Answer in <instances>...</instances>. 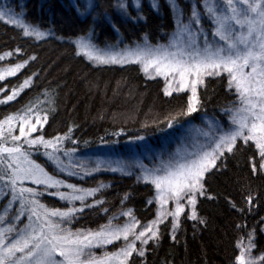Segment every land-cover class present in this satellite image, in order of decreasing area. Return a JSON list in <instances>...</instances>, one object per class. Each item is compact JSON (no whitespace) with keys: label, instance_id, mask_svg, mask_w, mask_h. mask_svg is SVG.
Returning <instances> with one entry per match:
<instances>
[{"label":"trees","instance_id":"1","mask_svg":"<svg viewBox=\"0 0 264 264\" xmlns=\"http://www.w3.org/2000/svg\"><path fill=\"white\" fill-rule=\"evenodd\" d=\"M19 1L11 0L6 7L17 6L26 20L53 35L37 40L24 36L22 28L0 20V56L5 57L0 63H24L15 76L0 81V99L31 79L30 86L15 100L0 104V120L26 106H35L41 117L47 116L38 133L48 139L67 135L64 148L78 152H97L101 145L116 151L141 136L149 138L151 145H163L169 139L166 124L170 120L183 124L197 121L196 115L184 114L188 93L165 95L163 80L144 77L137 64L92 65L78 52L74 40L87 36L93 23L92 14L81 16L77 11L78 6L83 9V0H24L26 11L19 7ZM114 1L93 0V12L99 18L93 30L96 40L101 33L111 41L120 34L122 41L145 36L158 43L168 40L175 31L173 15L165 2L157 12L144 0L143 18L131 20L115 10ZM203 85L198 89V113L220 114L234 103L226 79L209 77ZM38 152L34 158L52 170L50 162ZM261 164L255 145L238 140L233 151H226L205 174L204 195L197 197V220L190 219L187 210L174 232L171 219L162 222L158 238L144 247V256L132 255L129 264H236L238 242H245L250 234L253 251L264 254ZM98 182L107 186L96 193L94 204H89L91 200L74 204L76 209L82 205L83 211L74 214L72 227L96 229L125 210H131L143 223L155 217L151 183L132 173H99L90 184ZM41 199L50 208L67 209L70 205L50 193ZM113 246L117 243L110 248Z\"/></svg>","mask_w":264,"mask_h":264},{"label":"snow or ice","instance_id":"2","mask_svg":"<svg viewBox=\"0 0 264 264\" xmlns=\"http://www.w3.org/2000/svg\"><path fill=\"white\" fill-rule=\"evenodd\" d=\"M166 3L175 24L168 46L153 48L145 42L143 47L101 54L81 37L75 41L77 48L90 60L100 63H139L143 65L145 73L154 69L155 75L166 80L165 95L190 90L185 115L198 110L197 87L204 83V78L227 73L228 87L235 89L239 101L234 108L226 110L230 114L229 127L225 128L218 121H206V129H190L196 133L190 146L178 149L152 169L141 165L143 179L154 185L155 200L159 204L157 218L143 230H137L139 221L129 210L122 213L131 217L123 225L113 224V220L119 219L114 216L98 230L72 232L61 225L83 208L50 209L38 199L43 193L25 187V181L43 185L46 189H59L62 186L71 189L70 192L53 193L70 203L80 201L83 204L86 197L95 195L98 189L85 190L65 184L31 158L24 145L28 148L40 145L46 150L44 155L60 171L67 170L57 155L60 151L58 145L67 139V135L51 140H45L42 135L32 138L37 126L42 127L47 122V116L41 117L38 108L29 105L9 114L0 120V201L8 198L0 211V264H129L133 253L141 257L145 254L143 249H137L136 242L146 245L149 240L157 239L159 224L167 217H172L173 232L180 224L186 205L191 207L189 218L197 220V197L204 195L205 174L216 166L217 160L226 151H233L238 140L244 144L252 142L264 160V0H196L188 14L180 6L179 0H166ZM132 6L141 11V0H133ZM117 7L124 15H129L128 0H118ZM150 7L158 12L159 0H150ZM93 10V0H84L82 12L77 7L81 15ZM6 17L7 23L22 28L24 36L40 40L51 34L50 31L44 32L37 26L24 23L21 18H14L10 7L0 8V20ZM205 17L213 25L211 41L203 28ZM201 37L203 45L200 43ZM5 55L10 56L11 53ZM4 58L0 56V60ZM23 67L24 64H16L0 69V81L15 76ZM30 84L31 79H26L5 99H0V104L15 100ZM172 126L170 121L168 127ZM17 128L19 135L14 134ZM64 155L69 156V153L65 152ZM261 167L264 168V164ZM68 174L75 175L71 171ZM169 202L174 203V209L167 208ZM17 204L18 207H15ZM25 213L28 222L18 227L23 223L21 217ZM120 240H123L124 246L118 251L105 252L102 256L92 251ZM238 247L240 252L236 264H256L250 255L254 247L251 234L247 247L242 241L238 242ZM259 260L264 262V255Z\"/></svg>","mask_w":264,"mask_h":264},{"label":"rangeland","instance_id":"3","mask_svg":"<svg viewBox=\"0 0 264 264\" xmlns=\"http://www.w3.org/2000/svg\"><path fill=\"white\" fill-rule=\"evenodd\" d=\"M10 1L11 0H0V8H4V7H6V5H9ZM14 1H18V0H14ZM25 1L27 2V0H25ZM143 1L144 0H141V4ZM145 1L150 6V0H145ZM83 2H84V0H83ZM114 2H115V5H114L115 10L117 12H119L122 16H124L125 19L137 20L138 18L142 17L141 11H138L135 7L132 6L133 0H128V4H129L128 13H129V15H127V16L124 15L118 9V7H117L118 0H115ZM163 2H165L167 7L169 8L168 4L166 3V0H159V11L158 12H161L160 11L161 10V4ZM193 2H196V0H179V4L184 9L186 14L190 13L191 4ZM24 3H25L24 0L19 1V7L26 11ZM10 8L13 10L14 18H21V19H23L24 23L37 26V27H39V29L41 31L49 32V30H43L39 25L33 24L29 20H26L23 11H19V8L17 6L11 5ZM83 10H84V4H83V9L81 10V12ZM21 13H23L22 17L20 16ZM89 14L93 15L92 28L90 30V33L87 36H82V37L85 39V42H90L92 45H94L96 47V49H98L100 51L101 54L120 53V52H123V51L128 50V49H135L138 46L143 47V46H145V42H147V44L153 48L166 47L170 44L172 37L174 35V32H173V34L169 37L168 40H166L164 42H158V43H152L145 36H143L142 40H135L134 39L133 41H126V40L122 41L121 36H119L120 34L119 35L116 34L117 38L114 39L113 41H111L110 36L101 35V33L97 34V40H96V38H94L95 36L93 37V34H94L93 30L95 29L99 18H98V16L96 17V14H94L93 11H90V13H85L81 16H86ZM107 19L110 20L111 17L109 16ZM6 20H7V17L5 18V21ZM202 23H203L204 30L208 34V39L211 41L213 39V37L211 35V33L213 31V25L209 22V20L206 17L203 19ZM12 25H15V24H12ZM50 35H53V33H51ZM46 36H49V35H46ZM79 38H81V37H79ZM79 38L75 39L74 42L76 40H78ZM101 39H103L104 41L102 42ZM200 43H201V45H203V38L202 37H201ZM76 47H77V45H76ZM77 50L80 54H83V52H81L78 48H77ZM83 56L92 65H106V64L125 65V64H130V63H100V62L95 61V60H90L84 54H83ZM16 64H24V63L19 62V63H15V64H4L2 62V63H0V69L11 67V66H14ZM134 64H137L139 66L144 77H146L148 79L161 78L163 80V83H164L163 89L165 92V88H166L167 84H166V80L164 77L155 75L154 69H149V72L145 73V71L143 70V65H141L139 63H134ZM209 77L210 78H218V79L224 78V79H226L227 85H228L227 73H222L220 76H209ZM209 77H205L204 81L206 78H209ZM203 84L198 85L197 93H198V89L201 88L202 86H204ZM228 89H229V87H228ZM229 91L231 92V95L235 99L233 101L234 103L231 104L227 109H232L236 105L239 104V101H238L237 96L235 94V89L234 88L231 90L229 89ZM181 93H188L189 94L188 99L191 95L190 90H185L183 92H173L172 94L177 95V94H181ZM5 98H3V99H5ZM197 109H200V107H198V105H197ZM227 109L222 110L220 112V114H211L210 112L198 113V110H197L196 112L192 113V115L197 116L196 117L197 121L196 120H186L185 122H187V123H185V124H183L182 122L177 123V122L172 121L173 126L171 128L168 127V123L171 121L170 120L166 124V126L169 128L168 131L166 132V134L168 136L167 138H169V139L165 140L163 145H151V144H149V142H150L149 138L141 136L144 138L143 140H139V139L135 138L129 142L127 141L124 148L118 149L116 151H115L114 147H113V149H111L108 146L101 145L97 148L98 149L97 152H92L91 150H87L86 152H78L74 148H72V149L71 148L67 149L66 147L64 148L63 141H62L58 145V148L60 149V151L57 152V155L64 162L65 166H67V170L63 171V172L60 171L44 155V152L46 150L44 149L43 146L37 145V146H34L33 148H28L27 145H24V147L26 150H28L31 153V158L33 160H35L36 163L40 164L45 169V171H47L50 175L54 176L56 179L63 181L65 184L75 185L79 189H85V190L98 189V191H99L104 186H107V184L102 183V182H98V185H95V186L91 185L90 182H92V177L94 175H97L99 173H118V174L132 173L137 178L144 180L143 179V169H142L141 165H143L144 167H147L149 169H152V168L158 166L161 160H167L169 158V156L176 153L178 149H183V147L186 145L190 146L193 138L196 136V133L194 131H190V129H194V128L206 129L207 128L206 121H218L225 128H228L229 123H230V114L226 111ZM44 124L45 123H43V125ZM42 127L39 125L37 126V131L32 133V138H35V137L42 135L41 132L38 133L39 129H41ZM14 134L19 135L18 128L14 132ZM200 139L202 141L203 137H201ZM45 140H51V139L45 138ZM38 151H40L42 153V157H44L45 159H47L50 162L51 166L53 167L52 170L45 167L40 161H38L34 158V153H39ZM48 151H51V149H48ZM65 152H68L69 156H65L64 155ZM262 163L264 164V160H262ZM112 169H117V170L113 171ZM69 171L75 173V175H69L68 174ZM24 186L34 188L37 191L42 192L43 195L38 197V199L40 200L41 203H44L42 201L41 197H43L45 194L49 195V193H50V195L54 196L53 193H56L57 191H61V192H70L71 191V189H68V188L63 187V186L60 187L59 189H56V188L46 189L45 186L35 185V184H32L30 181H25ZM152 187H153L154 195L151 198V201L153 202V204H155V217L152 220L144 222V223L135 218L136 220L139 221V225H138V229H137L138 231L143 230L144 227H146L151 221H153L157 218V211L159 209V204L155 200L156 192H155L154 185H152ZM98 191H96V193ZM96 193H95V195H96ZM95 195L86 197L83 204H87L85 202L90 201V200H91V203H89V204H94V201H92V200H93ZM55 196L57 198H59L58 195H55ZM7 199L8 198L6 197L4 200L0 201V211H2L3 205H5L7 203ZM59 200L62 203L63 202L64 203H70L66 200H61L60 198H59ZM77 202H80V201L71 202L69 205V208H73L74 204ZM174 206H175L174 203L169 202V204L167 205V208L169 210H171V209H174ZM15 207H18V204ZM81 207H82V205H78L77 209H80ZM48 208H50V207H48ZM61 210H66V209H61ZM187 210H189V212L191 213V207L188 205L185 206V212ZM128 211L129 210H125V211L115 215V217H118L119 219L113 220L112 221L113 224L123 225V224L129 222L131 217L122 215V213L128 212ZM131 213H132V216L134 217L132 211H131ZM21 219H22L23 223L19 224L18 227H23L24 224H26L28 222L27 221V213H25V215L23 217H21ZM169 219L172 220V217L171 216L167 217L166 219L163 220V222L166 220H169ZM72 223L73 222H72V217H71V218L65 220L61 226L63 228H66V229H70L72 232H76L78 230H83L84 232H87L88 230L95 231V230L99 229V228H96V229L74 228V227H72ZM158 234H159V232H158ZM154 240L155 239L149 240V241H154ZM248 242H249V238H247V240L245 242H243V245L245 247H247ZM114 243H117V247L113 246L112 248H110V246L112 245L111 244V245H106V246L101 247V248L93 249L92 251L95 253V255L102 256L105 252H108V253L115 252V251H118L120 247L124 246L123 240L116 241ZM114 243H113V245H114ZM136 243H137V249H144V247L146 246V245H142L139 241H137ZM252 243H253V241H252ZM134 254L136 255L137 253H133V255ZM250 255L254 260H256V264H264V262H261L259 260V257H261L264 254H258L256 252H254L253 248H252ZM58 259H60V258L58 257Z\"/></svg>","mask_w":264,"mask_h":264}]
</instances>
